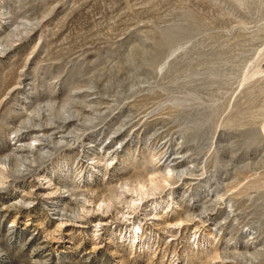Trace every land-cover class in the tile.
Segmentation results:
<instances>
[{"label": "rangeland", "instance_id": "rangeland-1", "mask_svg": "<svg viewBox=\"0 0 264 264\" xmlns=\"http://www.w3.org/2000/svg\"><path fill=\"white\" fill-rule=\"evenodd\" d=\"M0 264H264V0H0Z\"/></svg>", "mask_w": 264, "mask_h": 264}]
</instances>
